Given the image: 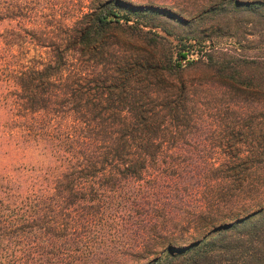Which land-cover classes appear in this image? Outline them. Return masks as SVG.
<instances>
[{
	"label": "trees",
	"instance_id": "16d2710c",
	"mask_svg": "<svg viewBox=\"0 0 264 264\" xmlns=\"http://www.w3.org/2000/svg\"><path fill=\"white\" fill-rule=\"evenodd\" d=\"M0 264H264V0H0Z\"/></svg>",
	"mask_w": 264,
	"mask_h": 264
},
{
	"label": "rangeland",
	"instance_id": "374dc122",
	"mask_svg": "<svg viewBox=\"0 0 264 264\" xmlns=\"http://www.w3.org/2000/svg\"><path fill=\"white\" fill-rule=\"evenodd\" d=\"M112 38H131V37L123 35L120 32H116L114 35H112ZM51 39H53V40H58V39L66 40L67 38H51ZM44 53H45L44 57L47 58L46 61H51V56L53 54V51L51 49H44ZM32 54H34V53H32Z\"/></svg>",
	"mask_w": 264,
	"mask_h": 264
}]
</instances>
